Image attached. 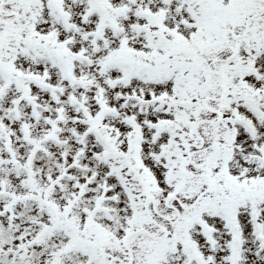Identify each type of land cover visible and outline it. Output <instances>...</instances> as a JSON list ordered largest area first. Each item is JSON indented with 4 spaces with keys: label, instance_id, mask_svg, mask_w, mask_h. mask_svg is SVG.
Wrapping results in <instances>:
<instances>
[{
    "label": "snow or ice",
    "instance_id": "snow-or-ice-1",
    "mask_svg": "<svg viewBox=\"0 0 264 264\" xmlns=\"http://www.w3.org/2000/svg\"><path fill=\"white\" fill-rule=\"evenodd\" d=\"M0 264H264V0H0Z\"/></svg>",
    "mask_w": 264,
    "mask_h": 264
}]
</instances>
